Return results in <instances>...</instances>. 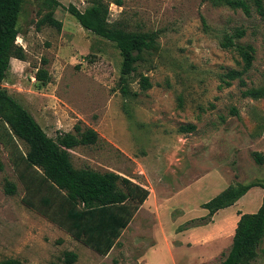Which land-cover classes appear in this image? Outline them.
Returning a JSON list of instances; mask_svg holds the SVG:
<instances>
[{"label":"rangeland","instance_id":"obj_1","mask_svg":"<svg viewBox=\"0 0 264 264\" xmlns=\"http://www.w3.org/2000/svg\"><path fill=\"white\" fill-rule=\"evenodd\" d=\"M58 1L62 7L51 10L42 0H26L17 40L26 58L11 60L2 86L51 138L75 133L77 124L98 133L96 145L71 150L75 168L117 173L150 196L102 257L25 206V190L0 144V261L67 264L72 252L74 264H220L240 214L256 213L264 199L257 187L213 216L204 208L231 186L264 184V164L254 157L264 155V97L244 95L264 89V14L257 4L264 8V0H245L249 16L203 0H121L122 6L109 0L110 22L158 34L157 49L130 79L139 94L134 100L120 92L123 58L115 44L83 29L68 11L84 12L89 0ZM48 14L63 23L61 31L39 25ZM237 29L246 35L236 42L255 49L245 85L228 78L242 71V60L222 46ZM42 67L50 75L46 86L36 80ZM141 75L152 84L145 92ZM6 182L17 185L15 195L6 193ZM251 264H264V240Z\"/></svg>","mask_w":264,"mask_h":264},{"label":"trees","instance_id":"obj_2","mask_svg":"<svg viewBox=\"0 0 264 264\" xmlns=\"http://www.w3.org/2000/svg\"><path fill=\"white\" fill-rule=\"evenodd\" d=\"M214 6H228L241 9L250 15V5L245 0H203ZM26 0H0V144L8 152L11 164L22 184L25 206L37 212L52 224L65 231L74 240L96 254L106 257L116 247L124 230L135 218L150 196L148 189L129 178L114 172L100 173L89 168L77 169L71 160V150L80 146H92L99 142L98 133L82 129L77 124L75 133H62L56 139L49 137L33 115L2 86L11 66V60H25V49L18 45L20 35L18 23ZM44 7H62L58 0H42ZM122 6L121 0H116ZM258 9L264 8L258 1ZM109 0H89V6L82 12L70 6L69 13L83 29L103 38L117 47L123 58L119 89L125 100H134L137 92L131 88V77L137 73L145 55L157 49L158 34L155 32L130 31L121 21L110 22ZM52 12V11H51ZM54 26L62 30L63 23L53 15H46L39 25ZM245 30L237 29L232 35H225L222 46L234 49L241 57L242 71L228 73L230 80L240 79L253 66L255 49L251 45L236 42L244 38ZM46 61H44V66ZM36 80L42 86L50 82L47 69L40 68ZM229 85L230 83L227 82ZM139 85L143 92L152 84L147 76L141 75ZM244 95L254 99L264 97V89H252ZM195 130L190 126L188 131ZM18 140L27 145L24 151ZM258 164H264V155L255 153ZM4 165L0 160V171ZM262 183L238 184L224 190L204 208L213 216L218 211L232 207ZM8 195L17 193V185L6 182ZM264 240V199L256 213L240 214L233 243L226 259L220 264H251L258 257V249ZM75 253L66 254V263L77 261ZM0 264H20L8 259Z\"/></svg>","mask_w":264,"mask_h":264}]
</instances>
